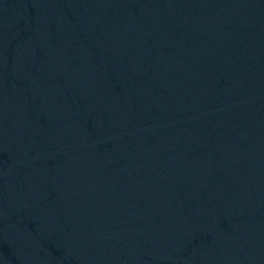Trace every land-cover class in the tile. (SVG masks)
I'll list each match as a JSON object with an SVG mask.
<instances>
[{"label": "water", "instance_id": "1", "mask_svg": "<svg viewBox=\"0 0 264 264\" xmlns=\"http://www.w3.org/2000/svg\"><path fill=\"white\" fill-rule=\"evenodd\" d=\"M264 182V0H0V264H231Z\"/></svg>", "mask_w": 264, "mask_h": 264}]
</instances>
